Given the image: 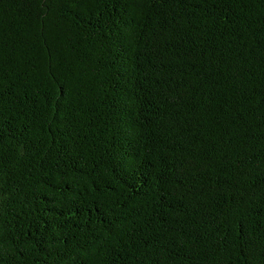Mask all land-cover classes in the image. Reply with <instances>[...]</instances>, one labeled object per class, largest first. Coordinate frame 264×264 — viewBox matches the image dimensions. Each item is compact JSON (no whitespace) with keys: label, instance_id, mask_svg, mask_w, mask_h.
Instances as JSON below:
<instances>
[{"label":"trees","instance_id":"obj_1","mask_svg":"<svg viewBox=\"0 0 264 264\" xmlns=\"http://www.w3.org/2000/svg\"><path fill=\"white\" fill-rule=\"evenodd\" d=\"M0 264H264V0H0Z\"/></svg>","mask_w":264,"mask_h":264}]
</instances>
